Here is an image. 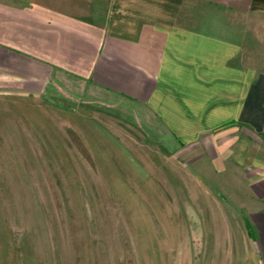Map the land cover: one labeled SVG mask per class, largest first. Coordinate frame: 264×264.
I'll return each instance as SVG.
<instances>
[{
    "label": "crops",
    "instance_id": "obj_1",
    "mask_svg": "<svg viewBox=\"0 0 264 264\" xmlns=\"http://www.w3.org/2000/svg\"><path fill=\"white\" fill-rule=\"evenodd\" d=\"M257 18L264 0H0V102L135 108L243 213L264 264V70L244 52Z\"/></svg>",
    "mask_w": 264,
    "mask_h": 264
},
{
    "label": "rangeland",
    "instance_id": "obj_2",
    "mask_svg": "<svg viewBox=\"0 0 264 264\" xmlns=\"http://www.w3.org/2000/svg\"><path fill=\"white\" fill-rule=\"evenodd\" d=\"M249 25L244 52L264 70V19ZM72 96L0 102V264H253L217 182L135 108Z\"/></svg>",
    "mask_w": 264,
    "mask_h": 264
}]
</instances>
